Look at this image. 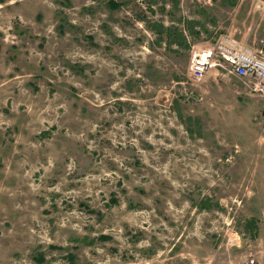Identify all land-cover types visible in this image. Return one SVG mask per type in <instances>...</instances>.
<instances>
[{"label":"rangeland","instance_id":"374dc122","mask_svg":"<svg viewBox=\"0 0 264 264\" xmlns=\"http://www.w3.org/2000/svg\"><path fill=\"white\" fill-rule=\"evenodd\" d=\"M108 1L0 0V264H264V98L188 77L264 0Z\"/></svg>","mask_w":264,"mask_h":264},{"label":"built area","instance_id":"2783aa9c","mask_svg":"<svg viewBox=\"0 0 264 264\" xmlns=\"http://www.w3.org/2000/svg\"><path fill=\"white\" fill-rule=\"evenodd\" d=\"M236 44L227 37L207 48L192 49L188 62L189 79L199 82L210 67H216L241 80L249 92L264 98V61L250 47Z\"/></svg>","mask_w":264,"mask_h":264},{"label":"trees","instance_id":"16d2710c","mask_svg":"<svg viewBox=\"0 0 264 264\" xmlns=\"http://www.w3.org/2000/svg\"><path fill=\"white\" fill-rule=\"evenodd\" d=\"M108 5L111 8H117V7H119V4L116 3V2H113V0H109L108 1ZM157 25H158L159 29L156 30V32L157 33H160V34H162V33L165 34L166 33L167 37L170 38V39H168V43L169 44L173 43V44H176L177 46H181V45H184L185 44V42H186V39H185L186 36H184V34H183L182 31L176 32V30H174V29L171 31L170 29H168V28H166L164 26L162 27V24H157ZM100 238L101 239H105V238H108V236L101 235ZM55 248H58V247L56 246ZM37 258H38L39 261H43L44 260L43 257H42V255H39ZM69 258L72 259L71 257H69Z\"/></svg>","mask_w":264,"mask_h":264}]
</instances>
